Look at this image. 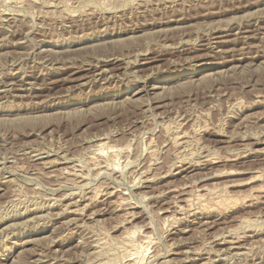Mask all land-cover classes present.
Returning a JSON list of instances; mask_svg holds the SVG:
<instances>
[{
  "label": "rangeland",
  "instance_id": "1",
  "mask_svg": "<svg viewBox=\"0 0 264 264\" xmlns=\"http://www.w3.org/2000/svg\"><path fill=\"white\" fill-rule=\"evenodd\" d=\"M145 250L264 264V0H0V264Z\"/></svg>",
  "mask_w": 264,
  "mask_h": 264
},
{
  "label": "bare ground",
  "instance_id": "2",
  "mask_svg": "<svg viewBox=\"0 0 264 264\" xmlns=\"http://www.w3.org/2000/svg\"><path fill=\"white\" fill-rule=\"evenodd\" d=\"M16 1H17V0H16ZM34 1H35V0H34ZM89 12H90V11H89ZM223 135H224V134H223ZM255 138H256V137H255ZM94 143H95V142H94ZM99 143H100V144L97 145V146H99L100 148H97V149H101V148L104 149L103 146H104L105 144L103 145L102 142H99ZM101 143H102V144H101ZM91 151H92V150H91ZM119 157H120V156H119ZM91 158H92V157H91ZM209 158H210V157H209ZM188 159H189V158H188ZM236 159H237V158H236ZM72 165H73V164H72ZM114 165H115V164H114ZM127 165H128V164H127ZM45 166H46V165H45ZM123 166H124V165H123ZM113 168H114V167H113ZM123 169H124V168H123ZM185 170H189V168H188V169H182V168H181L180 172L185 171ZM144 172H145V171H144ZM77 177H78V176H77ZM151 184H152V183H151ZM184 186H185V185H184ZM174 188H176V187H174ZM176 189H177V188H176ZM176 189L174 190V189H171V188H167L165 191H168V192H174V191H176ZM203 189H204V188H203ZM203 189H202V191H205L206 188H205L204 190H203ZM161 194H162V192H161ZM161 196H162V195H161ZM199 196H200V195H199ZM125 199H126V198H125ZM199 199H200V197H199ZM142 200H143V199H142ZM201 200H202V199H201ZM222 200H223V199H222ZM224 200H226V199H224ZM91 201H92V200H91ZM188 201H189V200H187V199L185 198V199H182L181 201L179 200V203H178L177 205H175V207H177V210L175 209V213H176V211H177V215L179 214V211H181V215L184 214V213H182V211L185 209V208L183 209V206H184L185 204L188 205V204H189ZM197 202H198V201H197ZM216 202H217V201H216ZM219 202H220V201H219ZM219 202H218V205H219ZM223 202H224V201H223ZM68 203H69V202H68ZM220 203H222V202H220ZM226 203L228 204V202H226ZM227 204H226V205H227ZM66 205H67V204H66ZM88 205H89V204H88ZM133 205H134V204H133ZM187 205H185V206H187ZM198 205H199V204H198ZM208 205H209V204H208ZM222 205H223V204H222ZM224 205H225V202H224ZM172 207H173V206H172ZM199 207H200V206H199ZM222 207H223V206H222ZM225 207H226V206H225ZM227 207H228V206H227ZM149 208H150V207H149ZM173 208H174V207H173ZM187 208H188V206H187ZM189 208H191V207H189ZM35 209H36V208H35ZM100 210H101V209H100ZM185 210H186V209H185ZM164 212H167V211L165 210ZM70 213H71V212H70ZM74 213H75V212H74ZM72 214H73V211H72ZM209 214H210V213H209ZM128 215H129V214H128ZM130 215H131V214H130ZM43 217H44V216H43ZM129 217H130V216H129ZM152 217H153V216H152ZM169 217H170V216H169ZM171 217H173V216H171ZM187 217H188V216H187ZM53 218H54V217H53ZM173 218H174V217H173ZM131 219H132V217H131ZM131 219H130V220H131ZM71 220H72V219H71ZM170 220H171V219H170ZM28 221H29V220H28ZM75 222H76V221H75ZM171 222H172V221H171ZM68 223H69V222H68ZM245 223H246V222L243 221V222H242V225L245 224ZM165 224H166V223H165ZM206 224H207V223H206ZM64 225H65V224H64ZM240 225H241V224H240ZM147 226H148V225H147ZM29 227H30V226H29ZM86 227H87V226H86ZM237 228H238V227H237ZM242 228H243V227H242ZM133 230H136V229H133ZM133 230H132V231H133ZM169 230H170V229H169ZM225 231H226V230H225ZM231 231H232V230H231ZM246 231H247V230H246ZM135 232H136V231H133V232L130 233V231H129V234H128V233L125 234L126 238L128 239V241H129L130 243H132L131 241H133V240H131L130 235H131V234H134ZM229 232H230V231H229ZM229 232H228V233H229ZM69 234H70V233H69ZM128 235H129L130 238H128ZM125 236H124L123 238H125ZM234 236H235V235H234ZM141 238H143V237L141 236ZM237 238H238V237H237ZM240 238H241V237H240ZM132 239H133V238H132ZM144 239H145V241H144L143 239H142V240H143V241L149 246V245L151 244L150 238L147 237V236H145ZM231 239H232V238H231ZM142 240H141V241H142ZM146 240H147V241H146ZM177 241H178V240H177ZM219 241H220V240H219ZM129 242H128V243H129ZM173 242H174V241H173ZM126 243H127V242H126ZM139 243H140V242H139ZM141 243H142V242H141ZM145 243H143V245H142V248H143V249H145V248L143 247V246L145 245ZM122 244H123V243H122ZM224 244H227V245L229 246V249H236V250H237V249L240 247V246H239V247L237 246L238 243H237L236 240H235V241H227V242H225V241L223 240V242H219V245H224ZM50 246H51V245H50ZM124 246H125V245H124ZM126 246H127V245H126ZM130 246H132V245H130ZM137 246H139V245H137ZM145 246H146V245H145ZM134 248H135V245H134ZM138 248H140V247H138ZM138 248H137V250H138ZM142 248H141V249H142ZM146 248H147V247H146ZM171 248H172V247H171ZM122 249H123V248H122ZM129 250H130V249H129ZM137 250H136V251H137ZM124 251H125V250H124ZM127 251H128V250H127ZM143 251H144V250H143ZM147 251H148V250H147ZM147 251L145 250V253L143 254V252H142V253H141L142 255H139L138 257H137V256H136V257L133 256L134 259H132V257H131V259L133 260L132 263H133V264H140V263L142 264V263H143V260L146 258V255H147L146 252H147ZM137 252H138V251H137ZM220 252H221V251H220ZM45 253H46V252H45ZM147 253H149V252H147ZM210 253H211V252H210ZM239 253H240V252H239ZM139 254H140V249H139ZM123 255H124V254H123ZM130 255H131V254H130ZM130 255H129V256H130ZM132 255H133V254H132ZM135 255H137L136 252H135ZM174 255H175V254H174ZM52 256H53V255H52ZM101 256H102V255H101ZM125 256H126V255H125ZM154 256H156V255H154ZM152 257H153V256H152ZM128 258H129V257H128ZM149 259H150V257H149ZM153 259H154V258H153ZM128 261H129V260H128ZM144 261H145V260H144ZM165 262H166V261H165ZM128 263L132 264L130 261H129ZM105 264H106V263H105ZM204 264H205V263H204ZM209 264H210V263H209Z\"/></svg>",
  "mask_w": 264,
  "mask_h": 264
}]
</instances>
